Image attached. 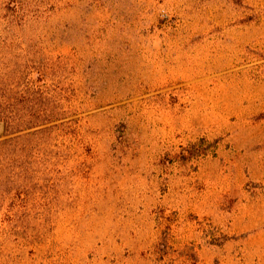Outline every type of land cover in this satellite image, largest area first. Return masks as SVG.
I'll return each instance as SVG.
<instances>
[{
	"label": "rangeland",
	"instance_id": "1",
	"mask_svg": "<svg viewBox=\"0 0 264 264\" xmlns=\"http://www.w3.org/2000/svg\"><path fill=\"white\" fill-rule=\"evenodd\" d=\"M0 264H264V0H0Z\"/></svg>",
	"mask_w": 264,
	"mask_h": 264
}]
</instances>
